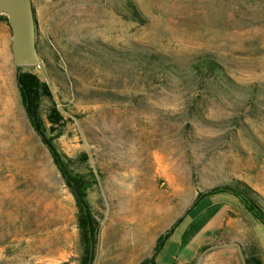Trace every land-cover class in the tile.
Returning <instances> with one entry per match:
<instances>
[{"label":"rangeland","instance_id":"1","mask_svg":"<svg viewBox=\"0 0 264 264\" xmlns=\"http://www.w3.org/2000/svg\"><path fill=\"white\" fill-rule=\"evenodd\" d=\"M31 4L32 72L65 120L54 144L86 154L73 169L91 181L92 264H141L180 218L155 264H264V225L233 195L195 202L236 179L264 211V0ZM9 36L0 20V264H79L75 202L25 116ZM143 53L165 56L178 75L145 69ZM200 59L221 75L190 69Z\"/></svg>","mask_w":264,"mask_h":264},{"label":"trees","instance_id":"2","mask_svg":"<svg viewBox=\"0 0 264 264\" xmlns=\"http://www.w3.org/2000/svg\"><path fill=\"white\" fill-rule=\"evenodd\" d=\"M127 7L133 15H136L135 6L132 3L127 2ZM0 20L6 22L3 16H0ZM140 61L145 65V69L158 68L168 74L174 76L178 75L175 70L177 68L176 65L169 62L168 59L161 54L143 53L140 55ZM190 69L198 72L204 69L206 73L211 75H221L219 70L220 67L210 59H200L199 61L193 62L190 64ZM17 70L15 78L16 87L27 121L32 130L40 138L42 144L47 148L53 164L62 177L65 185L68 187L75 202L76 226L81 245L79 264H92L96 236V221L89 211L85 199V193L91 181L87 180L82 173L76 172L73 169L75 162H83L86 160V154L80 153L77 157L71 158L56 148L54 139L63 133L65 120L51 98L48 85L39 80L32 72V68H17ZM92 178L94 179L93 176ZM216 192H225L233 195L245 212L257 218L264 225V211L261 206L262 199L244 182L233 179L229 183L216 185L207 191L199 193L196 196L195 202L203 196L211 195ZM190 209L187 210V212H189ZM181 220L182 218L178 219L168 231L157 236L153 248V255L155 251L161 247L163 241L171 233L173 227ZM153 255L150 258L144 259L141 264H155Z\"/></svg>","mask_w":264,"mask_h":264},{"label":"water","instance_id":"3","mask_svg":"<svg viewBox=\"0 0 264 264\" xmlns=\"http://www.w3.org/2000/svg\"><path fill=\"white\" fill-rule=\"evenodd\" d=\"M0 16L10 29V51L17 68L39 65L36 47V22L31 0H0Z\"/></svg>","mask_w":264,"mask_h":264},{"label":"bare ground","instance_id":"4","mask_svg":"<svg viewBox=\"0 0 264 264\" xmlns=\"http://www.w3.org/2000/svg\"><path fill=\"white\" fill-rule=\"evenodd\" d=\"M4 50L5 49H4V46L2 44L0 46V80H3V77H1V75L6 72L7 63H8V59H7V56L5 55V51ZM1 88H3L2 85H1ZM6 100L8 101V99H6ZM119 193H121L120 189H115V190L112 191V196L117 195ZM132 197H134V195ZM119 204L120 205H118V207H121V204H122V201L121 200L119 201Z\"/></svg>","mask_w":264,"mask_h":264}]
</instances>
